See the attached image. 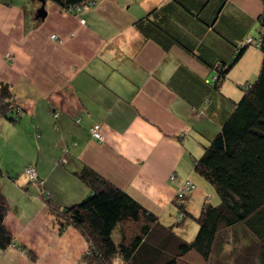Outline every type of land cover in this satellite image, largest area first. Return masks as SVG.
Instances as JSON below:
<instances>
[{"label":"crops","instance_id":"obj_1","mask_svg":"<svg viewBox=\"0 0 264 264\" xmlns=\"http://www.w3.org/2000/svg\"><path fill=\"white\" fill-rule=\"evenodd\" d=\"M93 1L76 15L51 0H0V82L22 109L16 122L0 116L4 226L14 240L0 264H84L81 232L59 233L46 205L83 200L90 188L76 173L84 167L174 224L172 198L187 179L202 185L196 201L209 192L193 159L259 72L262 54L251 44L211 82L217 65L258 37L264 0ZM156 17L170 40L140 30ZM94 124L104 141L91 136ZM29 164L42 186L30 184Z\"/></svg>","mask_w":264,"mask_h":264},{"label":"trees","instance_id":"obj_2","mask_svg":"<svg viewBox=\"0 0 264 264\" xmlns=\"http://www.w3.org/2000/svg\"><path fill=\"white\" fill-rule=\"evenodd\" d=\"M51 1L76 15L94 5L93 0ZM160 20L144 18L140 30L148 36L170 40V31ZM162 20L166 25L167 19ZM258 20V37L248 36L229 63L217 65V74L211 81L225 78L231 62L252 44L250 41L258 44L262 59L256 78L242 90L201 156L193 159L194 172L213 187L215 194L210 188L212 195L202 204L197 217L187 214L198 226L191 241L175 234L172 226L160 224L153 212L88 167L76 173L90 188L79 203L60 207L46 198L58 232L74 226L86 239L88 254L84 261L88 264H180L190 251L199 255L204 264H213L212 255L220 253L234 264H264V16H258ZM21 111L10 85L1 81L0 116L16 122ZM189 181L196 188L195 182ZM7 211L0 188V249L14 244L4 226ZM222 234L224 240L219 239Z\"/></svg>","mask_w":264,"mask_h":264},{"label":"rangeland","instance_id":"obj_3","mask_svg":"<svg viewBox=\"0 0 264 264\" xmlns=\"http://www.w3.org/2000/svg\"><path fill=\"white\" fill-rule=\"evenodd\" d=\"M259 16H264V11H262L259 14ZM250 42H252L253 48H255V49L258 48L256 46V45H258L256 42H253V41H250ZM256 52L257 51H255V54H256ZM8 59L13 60L11 57ZM249 84H250V82L249 83L246 82L245 84H243L241 86V89L246 90L247 87L249 86ZM99 142H101V141H99ZM187 145H188V147L196 146L195 144H192L189 142H187ZM31 165H33V164H31ZM191 172H192V169H191ZM195 176H196V178H199V180H201L203 182V184H205V186L208 188V190H210V188H211L213 195L215 194L213 187L211 185H209V183L205 182V180L202 177H199V175H196V173H195ZM170 177L172 180L174 179L173 174L170 175ZM183 177L186 178L187 176H183ZM187 182L190 183L189 179L186 180V183ZM195 182L198 184V186H196V187L202 188L200 181L199 182L195 181ZM183 187H184V185L182 184L179 187V189L177 190L176 195L172 198V203H173L174 208H175V211H174L175 214H173V217H175V215H176V221H175L176 223L171 224V223H169V220H168V222H167L168 224H165V221H163V222L160 221L159 215H157V214H155V215L158 217V221L160 224H162L164 226H172L175 234H177L179 237L183 238L186 241H191L193 239V237L195 236V233L197 231L198 226H197L196 220L193 217L187 216L188 207H192V205H193L194 210H199V208L201 209L202 204L204 205L205 202H208L209 201L208 196H210L212 194L210 192H207L206 194H204L205 199L202 202L199 200L196 201L195 200L196 197L193 196L195 191H196V188H192L191 190H189V189H187V187L185 189ZM34 191H35L34 197L37 198V191L36 190H34ZM194 217H197V215ZM83 238H84V236H83ZM219 239L224 240V234L220 235ZM85 242H86V250L84 252V255H87L88 254V251H87L88 243H87L86 239H85ZM231 250L232 249H230V251ZM21 251L25 252L23 250H21ZM212 256H213V258L211 259V261L213 264H219V262H220V264H234L230 260H226L227 258H225L224 253L218 254L219 257L216 255H212ZM221 258H222V260H221ZM82 261L84 264H88L86 261H84V256L82 258ZM113 264H120V263H113ZM180 264H204V262H203V259H201V257L199 255H197L193 251H190L189 253H187L185 256H183L181 258ZM240 264H242V263H240Z\"/></svg>","mask_w":264,"mask_h":264},{"label":"built area","instance_id":"obj_4","mask_svg":"<svg viewBox=\"0 0 264 264\" xmlns=\"http://www.w3.org/2000/svg\"><path fill=\"white\" fill-rule=\"evenodd\" d=\"M88 9V7H86V10ZM80 23H83L84 21L82 19H79ZM56 36L55 35H52V38H55ZM90 133L92 135V137L98 141H104V137L102 135V132H101V128L99 125H94L91 129H90ZM25 174L26 176L28 177V180L30 181V183L32 185H40L42 186L43 182L38 178V175L36 173V170L34 168L33 165H28L26 168H25ZM173 177H175L173 175ZM42 183H41V182ZM184 189L187 187V189L191 190L193 187L191 185V183L187 182V183H184Z\"/></svg>","mask_w":264,"mask_h":264}]
</instances>
